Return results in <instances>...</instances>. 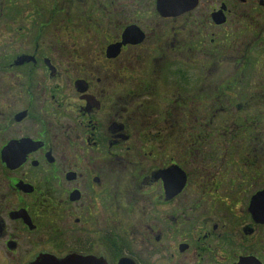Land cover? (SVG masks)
<instances>
[{
	"label": "flooded vegetation",
	"instance_id": "obj_1",
	"mask_svg": "<svg viewBox=\"0 0 264 264\" xmlns=\"http://www.w3.org/2000/svg\"><path fill=\"white\" fill-rule=\"evenodd\" d=\"M0 264H264V0H0Z\"/></svg>",
	"mask_w": 264,
	"mask_h": 264
},
{
	"label": "rangeland",
	"instance_id": "obj_2",
	"mask_svg": "<svg viewBox=\"0 0 264 264\" xmlns=\"http://www.w3.org/2000/svg\"><path fill=\"white\" fill-rule=\"evenodd\" d=\"M254 75H256V73H254ZM249 77L253 78L252 75H249ZM251 88H253L252 85L250 86V89H251ZM222 121H225V120H224V119L219 120V123H218V125H217V131L223 129V128H222V126H223ZM235 142H236V144L230 146V148L228 149V153H227V155H228L230 152H232V154L235 155L236 158L239 157V156H242V157H243V156H244V153H245V150H246V147H244V146H240V145L237 143V142H238V139H237ZM246 157L249 158V159L251 158L249 155L246 156Z\"/></svg>",
	"mask_w": 264,
	"mask_h": 264
}]
</instances>
